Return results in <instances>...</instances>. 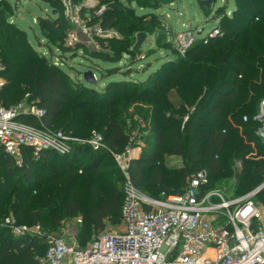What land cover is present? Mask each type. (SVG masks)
Instances as JSON below:
<instances>
[{"label":"trees","instance_id":"trees-1","mask_svg":"<svg viewBox=\"0 0 264 264\" xmlns=\"http://www.w3.org/2000/svg\"><path fill=\"white\" fill-rule=\"evenodd\" d=\"M6 1L9 9L0 10V75L6 79L0 89V107L26 99L45 109L46 115L41 120L23 117L19 119L22 122L80 138H89L93 130H98L110 148L122 153L127 147L140 146L132 131L123 125V116L130 118L131 104H137L134 113L148 123L149 130L139 157L130 162V177L140 190L152 197L156 195L154 198H160L162 193H182L187 179L204 169L209 180L217 178L227 169L221 155L228 149L234 157L244 160L242 190L263 183L264 145L255 135L258 123L253 116L264 99V0H236L232 13L228 15L226 10L220 17L222 38L207 43L197 40L184 54L177 53L163 62L147 81L129 78L135 70L126 53L110 55L84 42L73 46L57 44L62 54L81 53L89 62V71H100L108 77L123 75L101 89H95L97 78L94 83L74 81L61 65L39 54L28 33L12 23L15 9ZM41 1L56 13L39 17L37 25L42 38L48 40V47H52L51 39L59 32L64 39L62 33L70 24L60 1ZM99 1L107 7L103 28H117L125 6L119 0ZM156 1L127 0L152 9L175 0ZM198 1L207 13L205 2ZM135 27L144 31L148 28L152 33L163 28L159 20L152 19L126 29ZM165 38L164 33L159 43L173 49ZM134 42L127 37L118 41L124 47L133 46ZM123 59L130 61L125 69L102 68L98 64ZM89 84L94 87L84 98L82 92L91 89ZM115 87L122 91L118 93ZM131 89L134 90L129 94ZM246 115L248 122L243 120ZM60 125L63 128L57 127ZM252 142L257 143V155L263 156L255 162L245 160L254 150ZM23 154V164L16 165L0 144V264H40L38 258L47 251L41 238L14 236L3 225L8 216L19 224H40L48 233H58L60 227L83 211L122 222L123 176L107 149L96 151L88 145H76L69 154L45 150L40 158H35L30 148H24ZM165 154L183 159L179 181L175 182L179 192H175L164 166Z\"/></svg>","mask_w":264,"mask_h":264},{"label":"built area","instance_id":"built-area-1","mask_svg":"<svg viewBox=\"0 0 264 264\" xmlns=\"http://www.w3.org/2000/svg\"><path fill=\"white\" fill-rule=\"evenodd\" d=\"M58 1L65 17L77 29L68 33L67 44L84 42L101 50L99 38L106 35L109 38L111 33L94 21L102 20L106 5L87 4L93 11L84 17L83 8L87 5L74 0ZM179 35L182 38L171 44L183 54L198 37L193 30ZM221 35L217 25L202 37L203 42ZM45 115V109L36 103L0 107V144L16 165L24 162V148H30L32 155L40 158L45 150L65 155L76 145H88L96 151L107 149L125 180L120 229L97 236L85 247L48 233L40 224L29 226L19 224L13 216L5 218L3 225L15 236L38 237L46 242L47 251L38 258L40 264H264V209L258 202L264 195V181L251 192L230 199L202 189L209 176L201 171L191 176L182 193H162L160 198H154L134 185L130 177V162L138 147H127L119 153L96 131L89 138H80L19 120L23 117L41 120ZM249 119L247 115L243 117L245 122ZM253 120L258 123L255 135L264 145V99Z\"/></svg>","mask_w":264,"mask_h":264},{"label":"rangeland","instance_id":"rangeland-1","mask_svg":"<svg viewBox=\"0 0 264 264\" xmlns=\"http://www.w3.org/2000/svg\"><path fill=\"white\" fill-rule=\"evenodd\" d=\"M74 1L76 3L84 4V6L87 4H91V2L94 3L95 6L101 4L99 0ZM119 1H121L125 6L123 19L118 21L117 28H108L110 30L105 29L111 34L109 35V38L107 37L108 35L99 38L101 49L103 52L110 55H115L117 53H126V55L128 54L129 56H131L133 70H135L136 72L134 71L132 76H130L129 78L134 77L135 80L143 79L146 81L148 80L149 75L152 72L161 67L163 62L169 60L177 53L182 54V52L175 49L173 46V49L168 50L165 44L159 43V38L164 33L166 35V42L170 44L171 42L177 41V39H181L182 36L179 35V33L186 30H193L196 33L198 38H196L193 44L197 40L202 39L204 41L205 39H203L202 37L210 34V32H212L217 25H220V17L223 15L222 13L227 10V14L230 15L236 7V0H202L205 2V6L207 8L206 13L198 0H175L173 3L166 4L164 7L158 6L157 9L140 7L137 3L130 4L127 2V0ZM206 1H209L208 5H206ZM8 2L12 4L11 8H13V10L15 9L14 21L22 30L28 33L30 42L37 50V52L39 54H43V56H47L50 62H55L61 65L70 74L74 81H77L79 83L83 82L84 78L82 76V72H88L90 70L88 69V60L82 57L81 53L74 54L70 52L67 53V55H65L64 53L62 54L61 50L57 47V44L59 43L67 44L68 33L70 31L77 30L76 27L71 23V20L66 18L69 21L70 26L68 24L69 27L66 28V32L62 33V35L65 34L64 39L61 36V32H59L51 39L52 47H48V40L42 38L38 31L37 25L39 17L48 18L49 16L51 17L56 14L51 10L50 5L41 0H8ZM156 3L159 4L158 1H156ZM7 9H9L7 1L0 0V10ZM90 11H93L92 7L88 5L87 7H84L83 16L86 17L85 13L87 14V12ZM152 19L159 20V23L163 26V28H160L154 33L148 31V28H145V31L140 27H135L130 30L126 29L131 24H138L140 22ZM94 23H102V20H95ZM42 26L45 27L46 24L44 23L42 24ZM120 30L126 31L121 32ZM141 33L145 34V38L141 45L136 46L138 42V36ZM223 35L217 36L215 38H222ZM77 36L79 39L82 38L81 34H78ZM126 37L135 41L133 46L125 45L124 47L123 45H120L118 43V41L123 40ZM192 45H190V47ZM131 49H134L135 52L132 53L130 51ZM129 62L130 61H126L125 59H123L118 63L99 61L98 64L102 68L121 66L125 69ZM2 69L3 66L2 64H0V71H2ZM93 74L95 76V79L97 78L98 80L96 82L95 89L103 88L111 80H119L124 78L121 74L108 77L107 75H103L100 71H94ZM0 78H3L4 82L6 81V79L1 75ZM88 86L91 89L85 90L86 92H82V94L85 96L84 98H88V96L90 95V91L94 87L93 84H89ZM133 90L134 89L129 90L128 93L131 94ZM117 91L119 93L122 90L121 88H118ZM111 94H113V91L112 93H110V95ZM121 101L122 100L118 99V102ZM23 102H26V99H21L15 103L19 104ZM131 105L132 106L130 107L129 113L132 114V116L130 118L127 115L123 116V125L126 127L127 131H132L131 134L136 137V143L140 145L137 146L139 148H137L138 151H134L135 157L139 155L140 151H142L141 146H144V141L148 136L149 125L140 115L134 113V108L137 107V104ZM57 127L63 128L62 125ZM94 131L102 135V133L98 130H93L92 133ZM241 132H243L242 129ZM247 140L248 139H246V141ZM251 144L254 147V150L253 152H250L245 156V160L249 162H255L263 158V156L257 155V147H255L257 146V143L255 144L254 142H252ZM221 157L226 160L227 169L217 178L209 180V182L207 183L209 189L207 191L218 192L224 197L231 199L251 192L261 183H257L249 190H242L240 183L242 180L243 172L245 170L244 160L234 157L231 149H228L225 154L221 155ZM163 163L165 168L167 169V174L171 180V184H173L174 186L175 192H179L181 189L179 190V188L176 187L175 182L179 181L180 177L178 174H180L182 170L183 159L178 155L169 156L165 154L163 157ZM247 167L252 171L250 166L247 165ZM202 171H205V169ZM121 174L123 176V183L121 184L124 185L125 177L122 172ZM190 178L191 176L187 179V183L189 182ZM185 187L186 186H184L183 188ZM258 202L264 209V195L259 197ZM121 225V220H117V218L97 215L92 216L88 211H83L79 216L71 219L70 222L68 221L62 227H60L57 231L58 233H54L58 236L67 237L70 241H72L70 243L72 245L85 247L101 234L118 231Z\"/></svg>","mask_w":264,"mask_h":264},{"label":"water","instance_id":"water-1","mask_svg":"<svg viewBox=\"0 0 264 264\" xmlns=\"http://www.w3.org/2000/svg\"><path fill=\"white\" fill-rule=\"evenodd\" d=\"M208 4H209V1H206V5H208ZM144 38H145V34L144 33L139 34V36H138V42H137L136 46L141 45L142 42H143V40H144ZM84 79L87 82H89V83H94L96 81L95 76L92 73V71L85 72L84 73Z\"/></svg>","mask_w":264,"mask_h":264},{"label":"crops","instance_id":"crops-1","mask_svg":"<svg viewBox=\"0 0 264 264\" xmlns=\"http://www.w3.org/2000/svg\"><path fill=\"white\" fill-rule=\"evenodd\" d=\"M12 23H15L16 24V22L14 21V17H13V19H12ZM17 25V24H16ZM18 26V25H17ZM19 27V26H18ZM20 28V27H19ZM29 36V35H28ZM0 82H2V86L5 84V82H4V79L3 78H0ZM138 151V150H137ZM140 153H141V151L139 152V155H140ZM139 155L138 156H135V157H133V158H137V157H139ZM69 222H70V220H69ZM14 235V234H13ZM15 236V235H14ZM66 240H67V242L68 243H71L72 241H70L67 237H64Z\"/></svg>","mask_w":264,"mask_h":264}]
</instances>
